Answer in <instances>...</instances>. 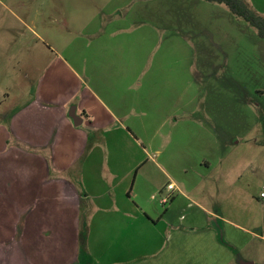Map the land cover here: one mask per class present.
<instances>
[{
    "label": "rangeland",
    "instance_id": "rangeland-1",
    "mask_svg": "<svg viewBox=\"0 0 264 264\" xmlns=\"http://www.w3.org/2000/svg\"><path fill=\"white\" fill-rule=\"evenodd\" d=\"M244 3L264 17V0ZM55 67L111 110L91 138L113 173L132 168L129 184L136 175V191L158 197L161 211L174 184L229 228L236 260L264 264V39L255 28L205 0H0V135Z\"/></svg>",
    "mask_w": 264,
    "mask_h": 264
},
{
    "label": "crops",
    "instance_id": "crops-1",
    "mask_svg": "<svg viewBox=\"0 0 264 264\" xmlns=\"http://www.w3.org/2000/svg\"><path fill=\"white\" fill-rule=\"evenodd\" d=\"M80 82L51 68L36 102L14 110L0 135V264H250L235 259L229 228L201 203L174 189L161 211L158 197L136 191V175L129 184L132 168H108L91 133L112 112Z\"/></svg>",
    "mask_w": 264,
    "mask_h": 264
},
{
    "label": "trees",
    "instance_id": "trees-1",
    "mask_svg": "<svg viewBox=\"0 0 264 264\" xmlns=\"http://www.w3.org/2000/svg\"><path fill=\"white\" fill-rule=\"evenodd\" d=\"M208 3L223 4L234 16L239 17L242 21L256 29L257 37L264 39V17L259 16L251 10L244 0H205ZM82 244V236L79 235Z\"/></svg>",
    "mask_w": 264,
    "mask_h": 264
},
{
    "label": "built area",
    "instance_id": "built-area-1",
    "mask_svg": "<svg viewBox=\"0 0 264 264\" xmlns=\"http://www.w3.org/2000/svg\"><path fill=\"white\" fill-rule=\"evenodd\" d=\"M174 184H169L168 186H166V190H167V192H172L173 190H174ZM260 197L261 198H264V193H261L260 194ZM171 201V198L170 197H167V196H165V197H163L162 199H161V205H164V204H166V203H169Z\"/></svg>",
    "mask_w": 264,
    "mask_h": 264
},
{
    "label": "water",
    "instance_id": "water-1",
    "mask_svg": "<svg viewBox=\"0 0 264 264\" xmlns=\"http://www.w3.org/2000/svg\"><path fill=\"white\" fill-rule=\"evenodd\" d=\"M71 121L73 122V125L77 126L81 123V119L76 115V107H72L71 111H69L68 116Z\"/></svg>",
    "mask_w": 264,
    "mask_h": 264
}]
</instances>
